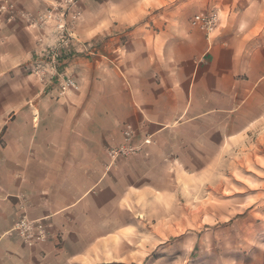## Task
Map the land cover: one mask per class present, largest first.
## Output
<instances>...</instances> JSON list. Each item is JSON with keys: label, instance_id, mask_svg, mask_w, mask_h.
<instances>
[{"label": "crops", "instance_id": "obj_1", "mask_svg": "<svg viewBox=\"0 0 264 264\" xmlns=\"http://www.w3.org/2000/svg\"><path fill=\"white\" fill-rule=\"evenodd\" d=\"M12 1L36 23L60 2ZM143 2L77 1L63 66L74 87L61 92L30 71L64 36L61 23L8 21L0 0V264H87L112 242L87 232L110 229L103 216L122 199L148 196L158 168L185 165L199 145L219 151L242 124L264 126V0H214L207 39L174 31L171 14L149 15ZM120 145L131 154L111 158ZM21 216L42 219L44 243L21 242L12 231ZM251 230L227 231L235 239Z\"/></svg>", "mask_w": 264, "mask_h": 264}, {"label": "rangeland", "instance_id": "obj_2", "mask_svg": "<svg viewBox=\"0 0 264 264\" xmlns=\"http://www.w3.org/2000/svg\"><path fill=\"white\" fill-rule=\"evenodd\" d=\"M143 1L140 11L171 14L173 30L193 39L201 35L193 18L214 16V0H166L167 7ZM242 125L236 137L222 135L219 151L199 145L202 151H189L185 165L158 168L148 196L135 193L116 213L109 209L103 224L110 229L87 233L112 242L95 248L87 264H264V165L256 162H264V126L252 133ZM197 157L206 165H196ZM233 223L252 226L249 236L241 231L231 239Z\"/></svg>", "mask_w": 264, "mask_h": 264}, {"label": "built area", "instance_id": "obj_3", "mask_svg": "<svg viewBox=\"0 0 264 264\" xmlns=\"http://www.w3.org/2000/svg\"><path fill=\"white\" fill-rule=\"evenodd\" d=\"M78 0H60L59 4L50 8L43 16H40L39 22H34V19L29 13L17 9L15 2L12 0H2L4 4V12L7 15L8 21L19 16L29 26H38L41 28L45 22L43 17L46 15L48 19L59 21L62 25V31L65 32L62 39L54 43L39 53L37 60L33 61L30 67L31 73L35 75L38 80L44 84L57 82L58 88L61 92L74 87V81L71 80L63 71L66 58V50L69 48L72 37L71 27L75 24L74 7ZM192 25L200 32H204L207 36L215 27L214 16L199 14L192 20ZM122 134L125 140H130L134 135V127L130 124L124 126ZM146 143L148 141H145ZM131 149L125 145H120L118 148L110 151L111 158L125 157L131 154ZM12 231L16 233L21 242L28 248L42 244L47 239V231L45 230L42 219L32 220L26 216H21L13 224ZM57 250V248H56Z\"/></svg>", "mask_w": 264, "mask_h": 264}]
</instances>
